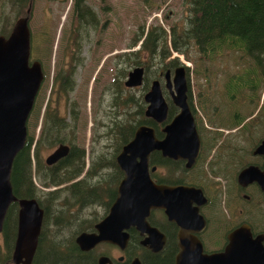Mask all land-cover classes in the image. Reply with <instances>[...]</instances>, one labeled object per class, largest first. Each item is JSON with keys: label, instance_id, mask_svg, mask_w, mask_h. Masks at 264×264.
Masks as SVG:
<instances>
[{"label": "trees", "instance_id": "trees-1", "mask_svg": "<svg viewBox=\"0 0 264 264\" xmlns=\"http://www.w3.org/2000/svg\"><path fill=\"white\" fill-rule=\"evenodd\" d=\"M181 1L184 11L181 24H172L168 30L157 23L145 29L141 26L129 44L132 47L140 40L137 50L111 57L113 74L111 81L104 83L97 93L86 147L75 141L78 116L73 108L67 122L52 106V101L64 95L72 107L75 101L69 96L71 85L64 87L57 83V77L54 79L31 148L33 137L26 130L34 120L37 99L32 105L25 124V143L14 155L9 174L11 193L16 198L35 199L42 209L30 264H95L97 250L80 251L74 237L81 231L92 230L93 224L105 214L121 177L115 156L131 139L135 128L153 125L159 136V125L144 116L143 94L152 79H161L159 73L180 64L176 57L169 58L172 52L192 62L191 71L196 79L200 76L202 80L196 81L192 104L201 148L195 166L203 177L198 178V184L212 194L218 182L211 177L229 181L243 166L259 162L251 151L264 137V0ZM5 4L17 19L25 15L31 0H7L1 3V8ZM0 24L4 25L0 35L6 37L13 23H9L7 15L0 14ZM215 64L221 66L218 84L210 79ZM131 65L142 66L144 72L138 87L127 88L123 80ZM54 75H59L58 71ZM175 111L168 104L167 117ZM84 125L83 122V128ZM58 144L68 146L67 154L57 163L44 164L43 156ZM149 161L166 170L172 165V161L156 152ZM155 175L152 173L151 177ZM246 192L248 199L238 197L235 201L240 208L238 218L261 228L262 195L255 186ZM15 204H9L0 229V264H13L10 258L16 230ZM235 204L232 201L229 204L230 216L238 213ZM219 213L223 220L220 222L227 224L228 219ZM126 252L128 257L136 254L142 264H168L167 258L158 260L144 248L135 247L132 233Z\"/></svg>", "mask_w": 264, "mask_h": 264}, {"label": "water", "instance_id": "water-1", "mask_svg": "<svg viewBox=\"0 0 264 264\" xmlns=\"http://www.w3.org/2000/svg\"><path fill=\"white\" fill-rule=\"evenodd\" d=\"M29 7V5H28ZM25 15L18 17L6 37L0 35V229L9 204L15 202L16 230L11 251V263L30 264L35 253L39 235L42 209L33 198H16L9 181L10 167L14 155L23 147L26 138V120L39 88L41 73L36 62L29 63V34L27 28L30 8ZM140 44V40L137 45ZM186 65L179 64L164 72V87L170 103L177 109L167 122L168 105L161 93L159 81L151 80L143 94L146 104L144 116L155 123H162L163 138L158 139L153 127L138 125L129 141L123 144L115 156V163L122 172L115 189V198L107 213L96 224L94 231L80 232L74 242L80 250H89L100 242L116 245L121 251L125 248L128 234L126 229L134 227L146 236L141 244L151 251H159L164 238L155 227L150 226L146 217L150 210L160 208L178 227L176 238L178 253L174 264H264V248L260 240L263 235L251 238L249 228L241 224L227 235V246L222 252L206 256L201 253L200 242L191 233L200 231L204 222L192 203H201L203 198L197 188L191 186H167L151 180L148 170L151 151H158L169 159L186 160L192 165L199 148L192 111L187 102ZM144 69L134 66L127 71L123 85L138 87L142 82ZM67 146L59 144L45 156V164H51L67 154ZM252 154L264 157V139L253 149ZM242 186L255 182L264 194L263 169L248 165L237 175ZM264 198V196H263ZM192 202V203H191ZM1 232V230H0ZM129 264H140L137 257ZM97 264H111L101 255Z\"/></svg>", "mask_w": 264, "mask_h": 264}, {"label": "flooded vegetation", "instance_id": "flooded-vegetation-1", "mask_svg": "<svg viewBox=\"0 0 264 264\" xmlns=\"http://www.w3.org/2000/svg\"><path fill=\"white\" fill-rule=\"evenodd\" d=\"M60 1H62V0H60ZM98 2H99L98 6H96V5L90 6L86 2V0H70L69 7L65 10L64 16L62 17L63 21L66 20L64 18H67V16L69 18V21L65 25L67 27V29L60 28L61 26L64 25L63 22H61L59 24L60 33L58 35V38L60 37V41L62 40V47H61V51H60V59H59L60 62H59L58 67H56L55 64L53 66L55 49L53 48V50H52V54H53L52 56L50 53L48 54L47 45H48L49 40L51 39V37H49V31L47 29L43 30V28H42L41 31H39L40 34H38V36H40V37L37 38V40H35V38L31 34V26L28 25L29 22L27 21V28H28V34H29V44H28L29 45V56H28L29 60L28 61H29V63L36 62L39 66L40 73H41L39 88H38V91L35 95L33 105L37 99V95L39 94L40 89L46 85H49V87L54 85L55 84L54 79L56 77H57V83L58 84H61L64 87H66L68 85H71L73 87V89L69 93V96H71V93L74 92L75 88L81 84L86 83L88 81V79H91V83L93 82L94 78L100 72L103 64L104 63L106 64L108 58H109V61H112L111 57L114 55V54L112 55V52L107 53L104 56L102 55L101 58H99V59L96 56L97 54H99L98 51L100 50V48H98V47H99V45H101V40H103L102 36L100 38V36H97V35L98 34L101 35V33L103 31H106L107 26L111 23L110 18L107 17V14L110 11L109 5L102 4V3H105L104 0H99ZM29 15H30V10H29V14H28V20H29ZM64 30H67L66 33L64 32ZM33 39L35 41H38V40H40V41L33 43ZM56 42H58V41L56 40ZM123 52H125V51H123ZM123 52H118L116 54L123 53ZM49 56H51V58ZM90 64H91L90 67H93L96 65V68L94 69V72H93L94 74H92V77L90 76L92 72L90 74L88 72ZM177 65H179V64L171 65V67H168L165 70H169L170 75H171L172 70ZM108 70L111 71V65L109 66ZM165 70L163 71L162 74L159 73V76H161V79L160 80L157 79V80L159 81V85L161 88L160 90H161V93L164 97V100H166L167 105H168L171 103L169 100V96L167 94V90L164 87V79H163L164 76L163 75H164ZM56 71H58L59 75H54ZM184 71H185V75H187L186 76L187 87H188L187 91H186V96L188 99L187 102H188L190 110L192 111L191 113L193 116L195 129H196L197 135L199 136L198 130H197L196 119H195V116L193 113L194 111L192 110V104L194 105V99H193V96L191 94V89H190L189 84H188L189 83L188 74L186 73L187 70L185 69V67H184ZM107 73H108V71H106V75H107ZM111 77H112V74L110 72L109 77H108L109 79L107 81H104V83L111 81ZM61 98H62V102L64 101V103H66L65 96L62 95ZM46 99H47V97H46ZM46 99L44 101V104L46 102ZM44 104L42 105V108H41L42 110H43ZM74 106H75V103H73V105L71 107V108H73V111H74ZM42 110H40L41 112L39 113V119L40 120H41ZM175 113H177V109H176ZM175 113H173V115ZM171 117H169V118L167 117L165 122H167ZM152 123H155V122H152ZM155 124L159 125V127H158L159 136L158 137L156 136L155 129H154L153 125H151L153 127L154 134L158 139H161V138H163L162 137L163 133L160 131V129L163 125H162V123H160V124L155 123ZM147 125H149V124H147ZM37 136H38V133L35 136V138L33 139V142H31L32 143L31 148L34 145V142L36 141ZM263 139H264V137H262L258 141L256 146ZM199 144H200V138H199ZM63 145H65V144H63ZM256 146H254L253 149ZM199 148H200V145H199ZM200 149L198 150L197 156L195 157L194 161L192 162V165H190L188 167L185 165L186 160L169 159V158L161 156L160 153L156 150L151 151L150 155L152 153L156 152L159 154V156L166 158V160L169 159L170 161H172V165H174V166L171 165L169 167V169L166 170V168L159 167L156 164L155 165L150 164L151 162L149 161L150 163H148V170L150 169V167H152V166L154 167L153 171L149 170V174H150L149 176H150L151 180L155 183V185L156 184H162V185H167V186L168 185L169 186L182 185V186H191L192 188L194 187V188H197L200 190L202 197H204L203 202H201V203H195V202L192 203L191 202V203H192L193 207L194 206L197 207L198 214L202 217L203 221H205V222H204L203 228L200 231L195 232V233H191V234H193V236L196 237L197 240L200 242V246H202L201 247V253L206 254V256H208L209 254H212V253L222 252L224 247L227 246L226 245L228 242L227 241V235L230 234L233 229L237 228L241 224L242 225L246 224L248 226L249 232H250L249 234H250L251 238L256 237V235H258V234H261L264 236V225H262L261 228H258V227L255 228L254 226L250 225L248 222H246V221L242 222L241 220H239L238 217L240 214V208L238 209V207L235 204V201L238 199V197H241V198L243 197L245 199H248L249 195L247 194L246 189H248L249 187H252V186L253 187L255 186L257 188V190L259 191V193L262 195L261 197H262V201L264 203V198H263L264 194L260 191V189L255 184V182L254 183L250 182L248 184H245L242 187L237 182L238 173L241 172V170L248 165H252V167L255 166L258 169L262 170L264 157H262L261 155H258V154H252V152H253V149H252L251 155H252V157L255 156L256 158H259L258 163L257 162L253 163V164L250 163V164L243 166L241 169L238 170V172L235 173V175L232 179H229V181L226 179H223L222 177H217V178L211 177L214 181H216V183L218 182V184L214 185L216 190H214L211 194L210 190L204 191L202 185L198 184V178L199 177L203 178L199 174L200 172H198V168H195L196 163L198 161L199 154H200ZM52 150H50L46 155H48ZM67 152H68V148H67ZM212 152H213V150H212ZM150 155H149V158H150ZM45 156L43 157V162H44ZM57 161H55V162L57 163ZM55 162H53L51 164H54ZM44 164H45V162H44ZM51 164H46V165H51ZM119 171H120L121 177H122V172L120 169H119ZM152 173L156 174L153 178L151 177ZM121 177H120V179H121ZM207 177H209V176H207ZM118 183H119V181L117 182V184ZM117 184H116V186H117ZM116 186H115V188H116ZM210 194L212 196H210ZM114 198H115V190H114V197H113L112 201L114 200ZM112 201L109 203L108 208H109L110 204L112 203ZM231 201L235 204L236 211H238V213L236 215L234 213L232 216H230V210H229L230 209L229 204H231ZM108 208H107L105 214H108L107 213ZM219 212H221L228 219L227 224H223L220 222L223 220H222V217H221ZM105 214H103L100 217V219ZM100 219H98L96 221V223ZM146 221L150 226L155 227L157 231H159L162 235H164L163 236L164 242H163V245L161 246V248L159 249V251H151L149 248H147V246H144L143 244H141V241L143 240V238L146 237L144 235V233L140 234L137 230H135L134 227L133 228L129 227L128 229H126V232L128 234L126 246L122 251H121V249H119L114 244H110V243L108 244L106 242H100L97 245L93 246L91 249L85 250V252H89V251L94 250V249L96 250L99 245H104V246H108V247H115L119 250L120 254H118L114 257L111 255L109 256L108 253H106V252H97L95 264H97V259L101 255L107 257L108 261L111 264H129V262H131L130 260L134 257H137L140 261V264H142L141 259L136 254H134V256L132 255L131 257H128V255L126 254L127 253L126 249L128 247V241L130 238V234L132 233V235L134 236L135 247L144 248L145 251H148L149 253L154 254V257L158 260L159 259L163 260V259L167 258L168 264H174V262L176 260L175 256L177 255L178 248H179L177 245L178 241L176 238L178 227L176 226L175 222L168 221V218L164 214L163 210L160 208H157V209L154 208V209L150 210L148 216L146 217ZM96 223H94V224H96ZM94 224H93V226H94ZM93 226H92V230L84 231V232L94 231ZM81 232H83V231H81ZM260 243H261L262 247L264 248V238L262 240H260ZM75 245H76V243H75ZM77 248L79 249L78 246H77ZM80 251L84 252L83 250H80Z\"/></svg>", "mask_w": 264, "mask_h": 264}, {"label": "rangeland", "instance_id": "rangeland-1", "mask_svg": "<svg viewBox=\"0 0 264 264\" xmlns=\"http://www.w3.org/2000/svg\"><path fill=\"white\" fill-rule=\"evenodd\" d=\"M99 0H86V2L90 6H98ZM7 0H0V14L7 15L9 18V23H14L16 20L12 16V12L9 9V6L5 4L3 8H1V3H5ZM105 3L110 7V11L107 14V17L110 18L111 23L107 26L106 31H103L97 36L103 37L101 40V45L98 48L99 54H97V58H101V56L112 52V55L128 51V50H137L138 46L137 42L132 47H129L131 43V39H133L134 34L139 30V27L143 26V29L147 28V25L157 23L163 29L168 30L169 27L173 24H181V18L184 15V11L182 10L181 0H104ZM70 0H31L30 15H29V24L31 26V34L37 40L40 36L39 31L43 28V30L49 31V37L51 39L48 42L47 48L50 50L51 56L53 48L55 49L54 55V64L56 67L59 66L60 59V51L62 47V40L60 41V37L58 35L60 33V28L67 29L65 26L69 21L67 18L65 21L62 20L64 16L65 10L69 7ZM63 22L64 25L59 28V24ZM4 25L0 24V30ZM67 30H64L66 33ZM34 42H39L35 41ZM56 40L58 42H56ZM55 46V47H54ZM51 56H49L51 58ZM176 57L180 64L186 65L187 69L190 71L186 72L188 74L189 87L191 89V94H195V86H197L196 81H202L200 76L195 77L191 70L193 69L192 62L186 60L181 54H176L174 52L170 53L169 58ZM96 58V57H95ZM143 60L144 57L142 56ZM167 60V59H166ZM165 60V61H166ZM111 65V71L108 70ZM89 65V74H94V69L96 65L90 67ZM137 66V65H136ZM134 65H131L128 70H130ZM220 64L213 65V72L210 76L212 83L217 82L220 83V77L218 76V69H220ZM154 67L151 68L153 70ZM106 71H108L106 75ZM113 74V62L107 59L106 64L104 63L101 67L100 72L94 78L91 83V79L84 84L79 85L75 88L74 92L71 93V99L75 101L74 111L76 113L77 121V129L75 130V141L78 144H83L84 147L88 144L90 127H91V119L93 114V108L96 103L97 93L99 92V88L103 86L104 81H107L109 78V73ZM125 79V78H124ZM124 81V80H123ZM214 84V85H215ZM49 85L44 86L40 89L39 94L37 95V103H36V113H40L42 110V105L47 94L49 93ZM67 103V104H66ZM62 102V98L57 101H52V106L58 110V114L63 117L67 122L70 121L69 117L71 114V106L69 104V100ZM77 111V112H76ZM36 113L33 118L34 120L29 123L27 134L31 135L34 139L37 135L41 124L39 115L36 118ZM34 122V125H33ZM83 122L85 123L83 128ZM40 125V126H39ZM69 128V127H68ZM65 131V133H67ZM45 154V153H44ZM45 156V155H44ZM43 156V157H44ZM1 239V237H0ZM96 252H106L110 256H116L120 254L119 250L115 247H108L104 245H99L96 249Z\"/></svg>", "mask_w": 264, "mask_h": 264}]
</instances>
